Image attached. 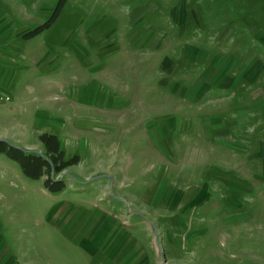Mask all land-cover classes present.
<instances>
[{
  "label": "rangeland",
  "instance_id": "1",
  "mask_svg": "<svg viewBox=\"0 0 264 264\" xmlns=\"http://www.w3.org/2000/svg\"><path fill=\"white\" fill-rule=\"evenodd\" d=\"M58 2L0 0V30L23 43L15 60L0 57V90L10 95L0 126L12 124L4 139L44 155L31 147L51 132L65 158L80 160L55 173L65 185L53 192L45 175L0 152V264L89 263L54 222L64 199L145 217L162 264H264V66L235 88V106L220 89L199 99L200 90L184 96L179 86L176 97L160 85L177 75L160 60L177 50L184 58L189 42L184 78L197 67L218 73L219 52L239 65L246 51L264 62V0H64L47 27L22 36ZM113 159L117 176L94 171Z\"/></svg>",
  "mask_w": 264,
  "mask_h": 264
},
{
  "label": "crops",
  "instance_id": "2",
  "mask_svg": "<svg viewBox=\"0 0 264 264\" xmlns=\"http://www.w3.org/2000/svg\"><path fill=\"white\" fill-rule=\"evenodd\" d=\"M178 16L180 17L179 14ZM3 31L4 30H0V57L3 59V62L6 63L7 60H15L17 52H21L23 48V43L22 40H20L21 38L19 39L16 34L9 37L8 35H4ZM244 43L245 39L243 40L240 38L236 45L238 48H241L240 46ZM192 44H195V47H199V44L197 43ZM188 45H190V42L185 45V49L183 50V54L185 55L184 58L178 56L177 50V57L175 59L172 56L167 55L164 57L163 62L162 59L160 60L161 67H165L161 69H166V72H168L169 75H173L175 72L177 73V75L174 74L175 78H168L165 85H162V79H160L161 87L164 86L166 90L169 88V91L176 95V97L183 95H180L177 92L179 86L184 93V96H193L194 91L200 90V94L198 95L199 99L209 98L214 89H220V94L230 95L234 103L233 105L235 106L236 103L240 101V97L233 94L235 88L243 86L246 81L249 83L253 80L256 81L255 79L258 78L259 72L264 66L261 57H258L251 52L246 51L244 53V56L240 59V63L242 64L239 65L236 58L234 59L230 56L222 55L221 52L216 50L219 52L217 54L215 53L216 56H222V61L220 60L221 70L218 73H211V70L213 69L211 66L206 67V69L202 68L201 71L197 67L192 74L189 73L191 76L190 78H184L183 74H188V68H186L185 73H181L180 71L183 70L181 69V66H185L184 60H186V63L189 61L188 55L185 54V51L188 50ZM168 63L170 64L168 65ZM178 67H180L181 70L178 71ZM186 67H188V65ZM8 71L9 70H7V73ZM199 73L202 74L201 78L198 75ZM179 74L181 76H178ZM243 79H245V81H243ZM173 84L176 86L174 89H172ZM213 94L215 95V93ZM8 109L10 108H7L6 110ZM44 110L45 109L42 110L37 108L34 113L35 118L38 119V122L42 121L44 124H49L50 122L47 119L49 116H47V113L43 115V112H45ZM225 112L227 111L222 112V114ZM218 115L219 116L214 119L221 120L220 114ZM9 122L10 120H8V124L6 123L3 128L0 126L1 138H7L6 134L9 133L12 127V124L10 125ZM4 129H7L6 133H1V131H5ZM62 131L63 130H61V133H63ZM77 131L82 133L79 130ZM36 145L37 146L31 148H37L43 151V143ZM78 147L82 153L92 150V144H80ZM115 160L113 159L109 164L104 163L108 170H99V168H97L94 171L103 172L105 175L114 174L117 176L119 171L118 169L114 170L113 167L118 165L119 161L117 160L118 162H116ZM94 171L91 170V173ZM88 176L89 175H86L85 177ZM98 187L102 191L101 194H104V192L107 193L109 190L107 183L101 182L98 184ZM101 194L98 197H102L103 195ZM82 199L86 200V204L92 202L91 200ZM79 200L81 199H76V202L75 200L71 201L69 199L61 200L55 205L56 207L54 206L52 208L54 209L52 214L57 215V221L54 222L60 224L63 236H65L68 243L73 246V248L79 247L84 249L85 253L88 254V264H162L155 243L148 238V233H146L147 222L145 217L130 219L129 217L132 215L130 209H107L105 206L93 205V208L89 209ZM52 216L49 214L46 218L51 219Z\"/></svg>",
  "mask_w": 264,
  "mask_h": 264
},
{
  "label": "trees",
  "instance_id": "3",
  "mask_svg": "<svg viewBox=\"0 0 264 264\" xmlns=\"http://www.w3.org/2000/svg\"><path fill=\"white\" fill-rule=\"evenodd\" d=\"M63 1L59 0L54 13L49 19L31 30L22 32V36L29 37L47 27L56 16ZM39 138L45 146L44 155L35 150L14 146L5 139L0 140V152H4L9 157L17 160L25 174L35 178L45 175L43 184L48 190L53 192L60 191L63 189L65 183L62 179L55 178V173H59L70 164L77 163L79 156L73 154L71 157L65 158L64 151L60 148L59 139L54 133L44 131L39 134Z\"/></svg>",
  "mask_w": 264,
  "mask_h": 264
},
{
  "label": "built area",
  "instance_id": "4",
  "mask_svg": "<svg viewBox=\"0 0 264 264\" xmlns=\"http://www.w3.org/2000/svg\"><path fill=\"white\" fill-rule=\"evenodd\" d=\"M10 100V95L9 93H3L0 90V104L8 102Z\"/></svg>",
  "mask_w": 264,
  "mask_h": 264
},
{
  "label": "water",
  "instance_id": "5",
  "mask_svg": "<svg viewBox=\"0 0 264 264\" xmlns=\"http://www.w3.org/2000/svg\"><path fill=\"white\" fill-rule=\"evenodd\" d=\"M1 139H4V138H1V137H0V140H1ZM10 144L14 145L13 143H10ZM14 146H15V145H14ZM36 151H37V150H36ZM37 152H39V151H37ZM154 233H155V236H156V234H157V231L155 230V232H154ZM155 239H157V238H155Z\"/></svg>",
  "mask_w": 264,
  "mask_h": 264
}]
</instances>
